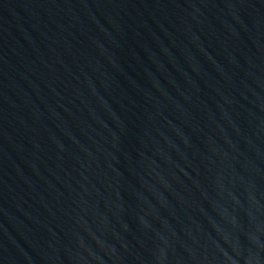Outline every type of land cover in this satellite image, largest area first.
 <instances>
[{
  "label": "water",
  "instance_id": "water-1",
  "mask_svg": "<svg viewBox=\"0 0 264 264\" xmlns=\"http://www.w3.org/2000/svg\"><path fill=\"white\" fill-rule=\"evenodd\" d=\"M0 264H264V0H0Z\"/></svg>",
  "mask_w": 264,
  "mask_h": 264
}]
</instances>
